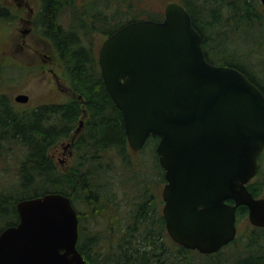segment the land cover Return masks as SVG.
<instances>
[{"label":"trees","instance_id":"trees-1","mask_svg":"<svg viewBox=\"0 0 264 264\" xmlns=\"http://www.w3.org/2000/svg\"><path fill=\"white\" fill-rule=\"evenodd\" d=\"M177 2L189 12L201 35L207 61L237 68L264 93V6L260 1ZM82 6L77 0H41L36 17L41 25L39 33L52 43L73 96L64 103L21 111L7 94H0V232L19 222V201L60 193L70 198L79 214L77 247L89 264H264V228L254 227L211 255L168 240L159 211L163 199L155 198L149 187L151 180L144 177L147 162H135L128 151L123 115L104 84L93 36L98 32L108 37L135 20L162 21L164 13L152 8L150 0H86ZM9 15L0 5V21H10ZM255 29L256 41L243 53L239 36L247 39ZM255 55L261 66L258 73L249 65ZM64 139L74 141L78 151L67 173L61 172L49 155V150ZM158 141L150 138L145 147L154 144L157 162L151 174L156 178L154 183L165 184L156 151ZM259 165L257 176L248 184L255 198L264 192L261 160ZM128 172L134 184L128 217L120 223L112 215L115 221L107 219L105 230L90 228L86 237L79 203L97 218L105 211L110 213L101 202L120 197L127 185L121 178ZM118 183H123L120 192ZM248 213L246 206H240L237 224Z\"/></svg>","mask_w":264,"mask_h":264},{"label":"water","instance_id":"water-1","mask_svg":"<svg viewBox=\"0 0 264 264\" xmlns=\"http://www.w3.org/2000/svg\"><path fill=\"white\" fill-rule=\"evenodd\" d=\"M98 63L132 151L159 140L162 212L174 243L217 253L237 237L240 206L264 228V198L248 189L264 152V93L237 68L207 61L182 4L168 3L162 21L135 20L113 32ZM15 101L27 104L29 96ZM16 209L19 222L0 232V264H89L69 197L47 193Z\"/></svg>","mask_w":264,"mask_h":264},{"label":"rangeland","instance_id":"rangeland-1","mask_svg":"<svg viewBox=\"0 0 264 264\" xmlns=\"http://www.w3.org/2000/svg\"><path fill=\"white\" fill-rule=\"evenodd\" d=\"M28 1L30 6L34 8L35 12L40 10L41 0ZM77 1L80 5L84 6V2L86 0ZM174 1L177 0H150V5L156 11L164 13L166 5ZM0 5L2 7L9 6L13 9L15 8V6L13 7L11 0H0ZM9 13L10 21H0V94H7L15 104L16 108L21 111L37 108L42 105L60 104L66 102L73 96V93L71 91L63 92L55 87L52 76L44 74L40 67L42 61L36 57L34 52V50L37 49L38 51H42L43 53L47 54L54 60H57L58 56L52 43L45 38L39 37L38 34L32 33L26 39L27 43L31 47L19 50L21 47V40L18 38L21 36V34L19 32L18 20L16 19V12L9 10ZM252 33V36L248 37L247 39H243L241 35L239 36L241 38V42L238 43V45H240L239 50H241L243 53H248V51H250L248 46L253 45V43L256 41V36L258 35L257 30H253ZM93 36L95 38V48L98 54L101 45L106 39V36L98 32H94ZM250 60L251 61L249 62V65L256 73H258V70L261 68L258 63V56H251ZM54 68L61 75L63 84L70 89V82L67 77L64 76L59 59L57 61V66ZM20 94H26L29 96V101L27 104H21L15 101L16 96ZM70 142V139H64L59 141L49 150L50 157L56 162L59 170L64 173H67L69 169L75 164L78 155L75 145H70ZM65 147L68 148L65 149ZM128 151L132 155V158L135 162H147V165L144 166L146 169L145 172L143 171L145 173L144 177L148 178V180H151L149 187L155 198L163 199L162 192L165 184L154 183L156 178L151 174V168L152 166L156 165L157 162L154 156V144L151 143L148 147H145L139 152L132 151V149L128 146ZM71 152L72 154H70ZM260 160L263 162L264 167V152L262 153ZM121 179L123 183L127 182V185L126 188L124 187L125 190L119 193L120 197L118 196V199H115L113 202H101V206H107L110 209V213L105 211L103 217L99 216V218H97L88 211L85 205L79 203L78 209L81 211V218L85 226L84 228H86L84 231V235H86V237L89 234L90 228H92L93 231L105 230V223L107 224L108 221L107 219H112L115 216L117 217V221L119 220L121 223L124 218L128 217L130 212V209L128 208L129 201L130 199L134 198V195L130 193V190L134 184L130 180V172L127 174L124 173ZM123 183H118V186L116 187L117 192H120V184ZM261 197L264 198V192L262 193ZM163 206L164 204L159 206V211L162 214ZM237 227V236H245L250 232L251 229L254 228V226L251 225L248 217H245L241 223H238ZM168 240L172 241L169 235Z\"/></svg>","mask_w":264,"mask_h":264},{"label":"flooded vegetation","instance_id":"flooded-vegetation-1","mask_svg":"<svg viewBox=\"0 0 264 264\" xmlns=\"http://www.w3.org/2000/svg\"><path fill=\"white\" fill-rule=\"evenodd\" d=\"M11 3L13 4V7L15 6L14 9L9 6H4V8L16 12V19L18 20L19 32L21 34V36L18 38L19 40H21L20 42L21 47L19 50L30 48L31 46L26 41L29 35L34 33V34H38V36L41 38H45L39 33V29L41 25L39 24V21L36 19L40 10L38 12H35L34 8L30 6L28 0H11ZM34 52L36 57L42 61L40 67L44 72V74L52 76L55 87L63 92H70L69 87L63 84L61 75L54 68L55 66H57L58 59L54 60L47 54L43 53L42 51H38L37 49H35ZM69 144L73 145L74 141H71ZM68 147H65V149H67ZM70 154H72V152Z\"/></svg>","mask_w":264,"mask_h":264}]
</instances>
